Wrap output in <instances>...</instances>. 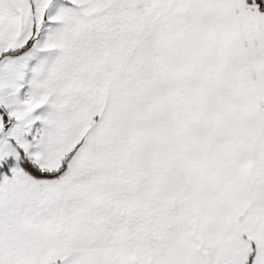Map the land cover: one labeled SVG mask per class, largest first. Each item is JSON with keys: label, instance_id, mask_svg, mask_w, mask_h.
<instances>
[{"label": "snow or ice", "instance_id": "6c2138e0", "mask_svg": "<svg viewBox=\"0 0 264 264\" xmlns=\"http://www.w3.org/2000/svg\"><path fill=\"white\" fill-rule=\"evenodd\" d=\"M0 264H264V0H0Z\"/></svg>", "mask_w": 264, "mask_h": 264}]
</instances>
